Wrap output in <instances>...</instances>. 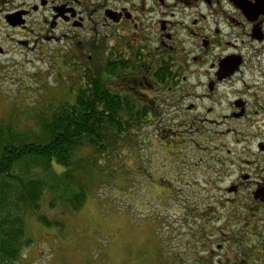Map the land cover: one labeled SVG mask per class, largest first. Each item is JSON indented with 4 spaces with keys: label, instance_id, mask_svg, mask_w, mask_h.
Masks as SVG:
<instances>
[{
    "label": "flooded vegetation",
    "instance_id": "flooded-vegetation-1",
    "mask_svg": "<svg viewBox=\"0 0 264 264\" xmlns=\"http://www.w3.org/2000/svg\"><path fill=\"white\" fill-rule=\"evenodd\" d=\"M0 18L8 30L0 73L19 64L15 56L37 51L40 59L51 55L57 71H74V95L87 88L89 70L155 123L186 121L192 131L202 122L207 168L222 179L236 174L226 189L236 211L214 228L205 204V229L233 231L243 212L245 228L264 244V0H0ZM103 40L97 72L92 50ZM155 132L161 138L166 130ZM227 132L233 149L210 163V149L225 150Z\"/></svg>",
    "mask_w": 264,
    "mask_h": 264
},
{
    "label": "rangeland",
    "instance_id": "rangeland-1",
    "mask_svg": "<svg viewBox=\"0 0 264 264\" xmlns=\"http://www.w3.org/2000/svg\"><path fill=\"white\" fill-rule=\"evenodd\" d=\"M6 28L0 18L1 45L8 34ZM106 46L103 40L92 50L98 59L94 67L97 72ZM22 56H15L17 66L0 73V127L12 123L18 127L19 135L22 130L38 131L39 113L53 100L72 101L69 87L76 86L74 71L69 67L57 71L51 55L40 59L43 55L29 51L27 58ZM11 58L14 57L9 55L7 60ZM155 124L166 130L163 143L154 126L145 127L137 140L141 147L129 151V176L122 169L112 185L93 189L83 208L75 212L64 215L60 210L49 209L47 201L43 203L42 211L48 210L49 219L63 224L46 225L36 215H26L33 240L17 264H264L263 236L245 228L246 213H241L236 228L226 234L215 229L198 231L203 224L201 207L205 204L213 206L210 217L215 214L211 220L214 228L223 225L227 214L236 211L229 204L234 195L226 192L236 174L222 179L215 170L207 168L208 161L202 158L204 124L197 121L199 129L192 131L186 121ZM209 127L218 129L212 124ZM233 136L230 132L225 134V150L210 149V163H214L213 157L227 156L228 149H233Z\"/></svg>",
    "mask_w": 264,
    "mask_h": 264
},
{
    "label": "trees",
    "instance_id": "trees-1",
    "mask_svg": "<svg viewBox=\"0 0 264 264\" xmlns=\"http://www.w3.org/2000/svg\"><path fill=\"white\" fill-rule=\"evenodd\" d=\"M85 78L87 88L76 95L75 86L69 87L72 101L53 100L39 113L38 131L19 135L12 123L0 127V264H17L32 243L28 213L46 225L63 224L42 211L44 202L64 215L75 212L93 189L112 185L122 169L129 176V151L141 147V132L155 125L136 100L111 93L101 73L88 70ZM205 228L203 222L198 231Z\"/></svg>",
    "mask_w": 264,
    "mask_h": 264
}]
</instances>
